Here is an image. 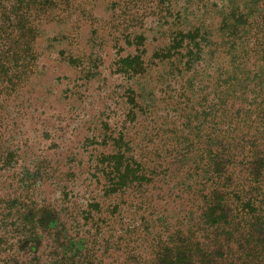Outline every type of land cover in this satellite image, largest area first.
<instances>
[{
    "label": "rangeland",
    "instance_id": "374dc122",
    "mask_svg": "<svg viewBox=\"0 0 264 264\" xmlns=\"http://www.w3.org/2000/svg\"><path fill=\"white\" fill-rule=\"evenodd\" d=\"M111 2L118 3L76 0L67 12L55 11L51 21L38 24L36 71L14 96L2 97L0 154L18 147L21 156L9 172L0 173V194L15 193L17 185L10 177H21L27 171L29 183L35 181V198L51 201L59 213L66 210L65 227L79 237L92 230L91 223L82 220L86 206L99 202L107 210L109 205H117L120 212L110 226L112 230L103 222L97 239L99 246L108 244L103 264L123 261V247L112 243L121 236L119 229L130 225L135 228L129 247L134 250L130 252L142 261L152 259L149 249L154 240L165 243L168 235L180 233L193 234L194 243L213 255L226 251V263L230 264L240 257L238 244L227 237L218 238L219 242L215 233L200 226L204 209L201 196L210 178L205 164L211 156L199 152L216 149L210 140L217 135L213 125L205 123L206 116L201 115L198 123L203 107L199 100L205 93L197 86L186 89L190 74L182 79L170 75L169 62L151 58L169 45L173 31L190 29L195 21L189 17L195 15L179 13V8L159 9L154 0H147L145 5L122 10L133 19L122 22L117 21L120 13L113 10ZM177 14L181 20L173 22ZM139 35L145 39V72L133 78L116 73V62L136 53V47L127 41ZM208 39L225 38L211 25ZM70 57L79 59L81 65L67 64ZM89 71L96 74L86 80L83 76ZM206 80L200 83L198 76L196 82L208 87ZM129 90L138 97L133 121L127 117L132 107L126 102ZM119 133L128 144V157L140 165L148 182L131 184L123 196L103 197L99 157L111 154L113 148L103 144L102 138ZM225 134L236 138L240 131ZM238 161L234 163L237 167L226 173L242 178L245 169Z\"/></svg>",
    "mask_w": 264,
    "mask_h": 264
},
{
    "label": "trees",
    "instance_id": "16d2710c",
    "mask_svg": "<svg viewBox=\"0 0 264 264\" xmlns=\"http://www.w3.org/2000/svg\"><path fill=\"white\" fill-rule=\"evenodd\" d=\"M75 1L0 0V109L4 105L2 97L14 96L36 71L38 24L51 21L55 11L67 12ZM154 1L156 8H179V13L195 15L189 17L195 21L190 29L173 31L169 45L151 58L169 62L170 75L177 74L182 79L190 74L185 80L186 89L195 90L197 86L205 93L199 100L203 107L197 115L198 123L204 115L205 123L216 130V138L210 140L216 149L199 152L211 156H207L209 162L205 164L210 178L201 196L204 209L200 226L203 231L215 233L217 239L233 238L238 244L240 257L230 264H264V0ZM116 2L111 4L120 13L117 21L130 22L133 19H128L122 10L130 11L145 5L147 0ZM176 20H181L179 14L173 22ZM211 25L225 39H208ZM144 41L141 35L127 41L136 47V53L119 59L116 73L133 78L145 72ZM66 62L81 65L79 59L71 57ZM84 74L90 80L96 73ZM198 76L200 83L210 79L206 80L210 86H199ZM137 101V95L127 91L126 102L132 105L127 117L131 121L137 117L133 109ZM238 130L240 135L236 138L225 134ZM102 143L113 148L111 154L99 157L105 183L103 197L123 196L131 184L148 182L140 165L128 157L129 147L122 133L102 138ZM19 152L14 147L0 154V173L9 172V167L16 165ZM237 160L244 165L242 178L226 173L237 167ZM29 179L27 171L21 177L11 176L17 185L15 193L0 194V264H103L108 244L98 245L101 224L104 222L105 228L111 229L119 207L111 204L106 210L103 203L89 204L82 220L91 223L92 230L81 237L72 236L65 227L67 211L59 213L51 201L36 199L35 181L29 183ZM119 230L122 234L112 244L124 249L120 264H227L226 251L213 255L194 243L193 234L180 233L168 235L165 243L154 240L149 249L152 259L142 261L130 252L134 248H129L135 228L130 225Z\"/></svg>",
    "mask_w": 264,
    "mask_h": 264
}]
</instances>
